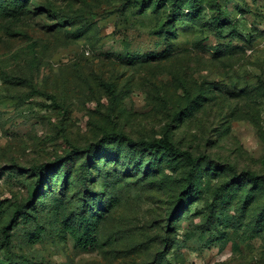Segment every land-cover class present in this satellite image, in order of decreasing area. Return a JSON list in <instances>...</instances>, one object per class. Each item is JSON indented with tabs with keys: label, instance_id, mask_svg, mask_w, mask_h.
<instances>
[{
	"label": "rangeland",
	"instance_id": "374dc122",
	"mask_svg": "<svg viewBox=\"0 0 264 264\" xmlns=\"http://www.w3.org/2000/svg\"><path fill=\"white\" fill-rule=\"evenodd\" d=\"M12 221L0 264H264V0H0Z\"/></svg>",
	"mask_w": 264,
	"mask_h": 264
},
{
	"label": "trees",
	"instance_id": "16d2710c",
	"mask_svg": "<svg viewBox=\"0 0 264 264\" xmlns=\"http://www.w3.org/2000/svg\"><path fill=\"white\" fill-rule=\"evenodd\" d=\"M146 2L152 3L157 7H160L162 9H167L169 7L170 0H144ZM103 143L108 145H113L117 143H126L129 147L133 148H139L141 150L150 151V152H159V151H165L167 154L171 155L172 157L177 158H184L186 161H188L191 164L197 163L198 158H192L189 153H182L180 150H178L169 140L168 137L162 139V140H154V141H142V142H134L131 139L125 137L121 134H106L103 138ZM52 168V165H40L37 167L32 168V172H35L39 175V179L36 183V187L39 188L42 184L43 178L45 177L48 170ZM248 177H253L250 174H247ZM239 178V177H238ZM38 190V189H37ZM31 205V202L27 203L26 205H19L16 207V212L13 221L17 220V217L19 215L25 214L29 206ZM13 221L4 228L3 231V237L0 241V251L3 250H9L10 244H11V224ZM89 226H86L84 231H88ZM7 264H15L12 261H10Z\"/></svg>",
	"mask_w": 264,
	"mask_h": 264
}]
</instances>
